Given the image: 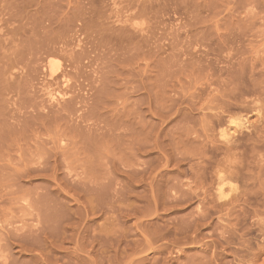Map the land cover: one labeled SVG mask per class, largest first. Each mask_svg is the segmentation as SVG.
I'll return each instance as SVG.
<instances>
[{
    "label": "rangeland",
    "instance_id": "374dc122",
    "mask_svg": "<svg viewBox=\"0 0 264 264\" xmlns=\"http://www.w3.org/2000/svg\"><path fill=\"white\" fill-rule=\"evenodd\" d=\"M9 263L264 264V0H0Z\"/></svg>",
    "mask_w": 264,
    "mask_h": 264
},
{
    "label": "bare ground",
    "instance_id": "6f19581e",
    "mask_svg": "<svg viewBox=\"0 0 264 264\" xmlns=\"http://www.w3.org/2000/svg\"><path fill=\"white\" fill-rule=\"evenodd\" d=\"M222 136L225 138V139L223 138L224 140H227L228 138H230V137H228L227 134H225V133H223ZM226 138H227V139H226ZM227 141H228V140H227ZM220 198H221V197H220ZM3 260H4V259H3ZM4 263H5V262H4ZM9 264H10V263H9Z\"/></svg>",
    "mask_w": 264,
    "mask_h": 264
}]
</instances>
